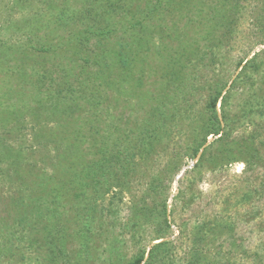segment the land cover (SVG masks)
Instances as JSON below:
<instances>
[{"label":"rangeland","instance_id":"obj_1","mask_svg":"<svg viewBox=\"0 0 264 264\" xmlns=\"http://www.w3.org/2000/svg\"><path fill=\"white\" fill-rule=\"evenodd\" d=\"M221 89L227 139L193 158ZM162 240L166 264H264V0H0V264Z\"/></svg>","mask_w":264,"mask_h":264},{"label":"trees","instance_id":"obj_2","mask_svg":"<svg viewBox=\"0 0 264 264\" xmlns=\"http://www.w3.org/2000/svg\"><path fill=\"white\" fill-rule=\"evenodd\" d=\"M251 62V61H248ZM248 64V63H247ZM240 67H242V62L239 65ZM223 89H221L220 91H217L215 93V95L213 97H211L210 101L208 102V109L210 110L211 116H210V125H209V129L206 131V134L204 136V138L202 139V141H200L198 143V145L196 147H194L193 149V154L192 157L196 158L200 153H201V149L207 144L208 142V137L210 135L213 136H218L214 142L209 143V147L212 146L215 143H222L227 139L226 135V127H223L222 125V119L219 115V111H218V103L220 101H222V106H224V104L226 103V97L223 95ZM209 147H206L203 150L202 153V157H204V155L206 154V151ZM133 155V154H130ZM131 157H128L125 159V162L129 161ZM124 159H119L116 156H111L110 158H105L102 162L100 167L102 168H106L107 167V163H110L111 165H113L114 163L120 164L119 162L122 161L123 163ZM109 164V166H110ZM99 166V165H98ZM97 188V187H94ZM166 210H167V205L164 204L163 205V220L159 222L158 226V235H157V240L158 239H162V238H166L167 237V232L171 226V224L168 222L167 217H166ZM169 243L170 241L167 240H162L159 243L155 244L148 252V256L146 257V252L140 254L139 256L135 257L133 261H131L129 264H142V262L145 260V263L148 264H154L156 263L155 261L157 260H161V263L163 262L164 264H166V260L168 259L167 257V252L169 251L170 247H169ZM0 245H2V243L0 242ZM162 251V253H164V256H161L160 251ZM200 250L201 247H196L193 250V255L185 262V264H201V258H200Z\"/></svg>","mask_w":264,"mask_h":264},{"label":"water","instance_id":"obj_3","mask_svg":"<svg viewBox=\"0 0 264 264\" xmlns=\"http://www.w3.org/2000/svg\"><path fill=\"white\" fill-rule=\"evenodd\" d=\"M199 155H200V154H199ZM199 155H198V156H199ZM182 173H183V172H182Z\"/></svg>","mask_w":264,"mask_h":264}]
</instances>
